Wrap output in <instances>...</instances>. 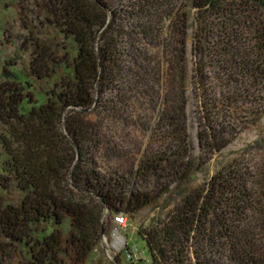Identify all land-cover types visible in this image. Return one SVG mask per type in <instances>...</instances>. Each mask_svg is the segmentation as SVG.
Masks as SVG:
<instances>
[{"label":"trees","instance_id":"trees-1","mask_svg":"<svg viewBox=\"0 0 264 264\" xmlns=\"http://www.w3.org/2000/svg\"><path fill=\"white\" fill-rule=\"evenodd\" d=\"M19 1L38 8L75 48L73 56L54 61L57 75L42 94L35 93L27 80L56 74L44 65L56 47L50 40L34 39V57L28 74H22L25 79L18 72L3 71L0 122L8 135L1 138L0 264H87L100 239L104 208L131 216L168 194L175 180L176 205L165 219L138 232L151 264H264V159L257 173L241 156L205 182L182 186L195 179L204 156L231 142L237 124L242 120L254 124L261 116L264 0H117L114 6L107 0ZM155 9L164 14V21L170 20L171 43H163L161 50L174 68L177 96L163 99L164 105L173 102L169 112L163 109L160 115L165 146L145 153L134 177L154 178L161 184L158 191L138 187L121 170L100 171V136L76 119L99 102L109 84L118 89L110 111L117 115L126 105L128 90L118 85L128 74L135 76V84L140 77L138 71L129 72L121 65L119 54L127 49L122 39L128 40L132 18L136 32L150 36L153 29L140 20ZM190 18L193 82L201 98L197 135L201 154L196 162L184 113L189 84L184 39ZM141 49L144 52V45L135 48L136 57ZM132 50L125 51L129 57ZM213 79L221 88L220 98L215 97ZM144 86L140 94L147 92ZM244 104L246 108L241 107ZM236 108L243 110L237 123L227 111L237 112ZM68 179L77 190L95 195L98 206L88 207L66 196L62 190H69Z\"/></svg>","mask_w":264,"mask_h":264},{"label":"rangeland","instance_id":"rangeland-1","mask_svg":"<svg viewBox=\"0 0 264 264\" xmlns=\"http://www.w3.org/2000/svg\"><path fill=\"white\" fill-rule=\"evenodd\" d=\"M114 6L117 0H107ZM186 2V0H185ZM22 6V9H21ZM162 12L152 10L149 15L141 18L143 25H149L153 31L146 38L136 32L134 25L135 18L130 19L128 26V40L122 39L123 48H127L119 54L121 65H124L129 72L138 71L139 83L135 84V76L130 74L118 87L124 88L126 92V105L120 108L118 113L113 114L111 110L112 102L116 101L117 85L109 84L99 102H95L89 109L79 113L76 119L88 127L97 130L100 136L99 164L100 171L105 172L106 168L121 170L131 175V181L137 182V186L143 189H154L158 191L161 187L157 185L154 178L138 180L134 177L135 169L140 158L147 152H154L165 146L163 131L165 127L160 126V115L163 109L169 112L171 105H164L163 99L166 96H177L174 89L173 80L174 68L167 60V53L162 52L163 43L170 42L169 18L162 19ZM188 28L185 35V56L188 60L189 84L187 85L184 97L186 132L189 135L191 145V158L196 162L201 154L198 143V132L201 130V98L193 82V56L191 47L193 41L194 23L192 18L188 21ZM134 30V31H133ZM42 38L51 41L56 45L53 54L44 58V65L48 66L54 74L52 77H45L42 80H28L33 91L42 94L52 86L57 75L58 58H69L74 55L75 45L72 40L62 38L58 30L44 19L40 10L29 2L21 5L19 0H0V82L5 79L3 71L11 73L18 72L19 75L28 74L27 66L34 57L32 44L34 39ZM152 41V43H151ZM144 45V52L140 51V57H136L135 48ZM129 47V48H128ZM134 48V51L130 49ZM176 47V45H171ZM132 50V57L125 51ZM164 53V54H163ZM66 56H63V55ZM163 54V55H162ZM166 55V56H165ZM136 58V60H134ZM35 63V62H34ZM21 73V74H20ZM133 74V73H132ZM25 79L24 75H22ZM133 81V86L128 88L129 82ZM212 87L215 86V97L220 98L221 88L217 86V80L210 81ZM147 90L140 94L139 90ZM173 97V98H174ZM172 98V99H173ZM247 107V105H241ZM227 110L230 113L231 121L241 120L243 110ZM235 109V110H236ZM256 123L237 124L235 134L231 142L222 150L204 156V163L195 172L193 180L187 181L182 186H194L205 182L215 171L228 163L232 158L245 157L251 165V170L257 173V166L261 165L264 159V109ZM229 115L227 116V118ZM229 119V118H228ZM230 120V119H229ZM61 132L65 133L64 127ZM7 129L0 122V171L1 163L4 159L2 137L7 138ZM102 153L108 155L103 156ZM106 167V168H105ZM64 191L66 196L72 200L82 202L88 207L98 206L95 195L86 194L77 190L71 185ZM168 194H162L159 200L150 204L133 215L112 214L107 209H103L100 217L101 233L100 239L90 255L87 264H151L143 237L139 231L148 230L157 221L165 219L166 214L173 209L177 203V181L170 183ZM122 217V221H117L115 217ZM114 234L122 238L119 246H114ZM193 249V248H192ZM193 255L192 250L189 252ZM117 258V259H116ZM170 264V263H169Z\"/></svg>","mask_w":264,"mask_h":264},{"label":"bare ground","instance_id":"bare-ground-1","mask_svg":"<svg viewBox=\"0 0 264 264\" xmlns=\"http://www.w3.org/2000/svg\"><path fill=\"white\" fill-rule=\"evenodd\" d=\"M122 242V238L118 234H114V246H119L120 243Z\"/></svg>","mask_w":264,"mask_h":264},{"label":"built area","instance_id":"built-area-1","mask_svg":"<svg viewBox=\"0 0 264 264\" xmlns=\"http://www.w3.org/2000/svg\"><path fill=\"white\" fill-rule=\"evenodd\" d=\"M117 221H122V217H115Z\"/></svg>","mask_w":264,"mask_h":264}]
</instances>
